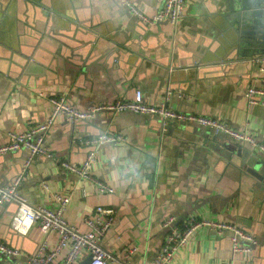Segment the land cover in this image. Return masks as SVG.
Instances as JSON below:
<instances>
[{"label":"crops","instance_id":"0c3cea01","mask_svg":"<svg viewBox=\"0 0 264 264\" xmlns=\"http://www.w3.org/2000/svg\"><path fill=\"white\" fill-rule=\"evenodd\" d=\"M228 1L187 0L174 26L144 22L129 5L150 15L161 8L160 0H0V144L12 131L44 122L52 96L86 108L132 99L138 89L149 104H159L170 90L175 110L218 117L264 142V106H251L246 97L250 85L264 86V72L253 60L264 54L254 52L264 47L252 44L260 28L253 33L237 13L228 18L237 12ZM246 43L253 55L241 58ZM104 132L125 141L98 148L87 142ZM214 136L264 160L249 143L179 120L164 125L158 114L102 113L82 123L60 115L47 132L52 155L32 158L19 191L31 204L52 209L58 195L69 197L66 217L81 230L96 206H114L116 219L103 245L121 261L107 264H153L167 234L164 222L175 216L184 228L192 214L233 222L253 233L258 246L251 254L235 253L231 231L200 227L170 264H264V183L241 157H226ZM95 148L93 175L111 192H100L94 181L60 165L62 159L82 164ZM29 154L21 149L0 155V185L21 173ZM15 212V202L1 207L0 241L23 253L0 257V264H26L43 242L50 250L58 240L37 224L26 235L17 233L11 226ZM129 246L137 249L125 257Z\"/></svg>","mask_w":264,"mask_h":264},{"label":"built area","instance_id":"2783aa9c","mask_svg":"<svg viewBox=\"0 0 264 264\" xmlns=\"http://www.w3.org/2000/svg\"><path fill=\"white\" fill-rule=\"evenodd\" d=\"M160 1L161 8L150 15L144 13L133 3H129V5L144 22L156 24L162 20H167L172 25L177 26L184 15L187 0ZM253 60L264 72V54L256 56ZM171 93L168 90L159 104H149L145 101L142 90L138 89L136 96L132 99L119 97L113 101L94 102L86 108L73 105L65 96H52L50 98L52 108L49 117L44 122L29 126L23 132H10L9 141L0 144V155L21 149H27L30 154L21 173L11 182L0 185V209L5 203L15 202L18 204L11 226L21 235L28 234L32 226L37 224L41 231L47 235L56 233L58 236L53 249H47L46 243L43 242L32 254L27 256L26 264H80L89 255H92L90 264H107L112 260L121 261L120 257L103 245V238L111 230L116 219L114 206H96L94 214L85 218L87 230H81L79 226L71 223L66 217L69 197L58 195V205L55 209H52L44 205L31 204L25 195L19 191V186L26 177L28 165L31 163L32 158L38 155H52L46 145L47 132L60 115L64 116L69 122L76 123L91 121L102 113L115 114L129 110L158 114L164 125L168 120H179L205 128L209 127L216 132L225 133L239 142L249 143L264 154V142L259 141L251 133L236 129L218 117L175 110L169 104ZM246 97L251 106L257 104L264 106V86L250 85L246 90ZM123 140L125 141V137L121 134L104 132L91 137L87 142L98 148L107 142H122ZM96 148L88 153L82 164H75L68 159H62L60 165L70 172L94 181L100 192H111L113 191L112 186L93 175L92 167L97 158ZM83 194L85 195L87 192L83 191ZM186 222L184 228L177 224L175 216H170L164 222L167 234L153 264H170L181 246L185 245L200 227L210 228L218 233L225 230L231 231L232 247L235 253L245 252L251 254L258 246V239L253 233L233 222L196 214L190 215ZM136 249V246H129L125 252V257L133 254ZM22 253L20 248L0 241V257L13 258L20 256ZM210 264L221 263L212 261Z\"/></svg>","mask_w":264,"mask_h":264},{"label":"water","instance_id":"95a60500","mask_svg":"<svg viewBox=\"0 0 264 264\" xmlns=\"http://www.w3.org/2000/svg\"><path fill=\"white\" fill-rule=\"evenodd\" d=\"M261 6H264V0H258L255 2H248L247 0H245L243 3H241L240 0L237 1V3L235 2L232 3L231 0H229L228 1L229 9L231 11H237V12H231L233 14H226L228 18H231L232 15L236 16L237 13L238 15L237 21L240 19L243 21V24H248L251 28H253V33H255V29L260 28V31L258 33L259 35L252 37V40L254 41L252 42V44L254 45V47H256V49L264 47V25L259 26V24H264V18H262V16H264V11L257 9L253 10L252 8L261 7ZM95 41H97V37L95 38ZM248 49H252L250 47V43L244 44L238 51L239 57L245 58L248 56H252L253 51L249 52ZM262 51H264V48L255 50L254 52L261 53ZM229 57H233V56L230 55ZM215 69H220V66H215ZM174 74H173V78H174ZM82 122L85 121H80L77 123H82ZM213 140L219 146L220 151L224 152L226 150V157H229L230 153H235L238 157H241L243 162L249 164V168H250L249 171L251 172V174L256 176L261 182L264 183L263 159H259L257 155H254L255 158H253V156L250 155V152L245 151L241 146H237V145L230 146L226 142H223L222 140L218 139L216 136L213 137ZM15 206L17 211L18 204L15 203ZM91 261H92V255H89L85 259H83L80 264H90Z\"/></svg>","mask_w":264,"mask_h":264}]
</instances>
